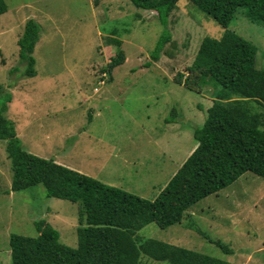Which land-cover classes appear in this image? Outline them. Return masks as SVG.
<instances>
[{
    "label": "rangeland",
    "instance_id": "rangeland-1",
    "mask_svg": "<svg viewBox=\"0 0 264 264\" xmlns=\"http://www.w3.org/2000/svg\"><path fill=\"white\" fill-rule=\"evenodd\" d=\"M5 2L0 84L11 93L5 116L23 148L154 199L195 148L193 130L213 104L209 86L196 93L176 83L175 76L186 75L201 40L219 38L223 28L188 0H176L168 17L171 39L153 61L150 52L164 27L155 11L138 9L130 0ZM244 10L238 9L228 29L257 46L256 66L264 69V25L248 20ZM28 19L41 28L33 51L34 77L19 75L23 64L17 41ZM118 49L123 63L104 72ZM252 105L264 129V112ZM170 115L174 122L166 123ZM11 178L0 140V264H12L9 235L36 236L34 221L39 219L58 230L61 243L76 247L77 204L47 197L41 184L11 191ZM136 235L233 264H264V179L245 172L191 206L179 223L160 228L150 222ZM138 264L169 263L141 255Z\"/></svg>",
    "mask_w": 264,
    "mask_h": 264
},
{
    "label": "trees",
    "instance_id": "trees-1",
    "mask_svg": "<svg viewBox=\"0 0 264 264\" xmlns=\"http://www.w3.org/2000/svg\"><path fill=\"white\" fill-rule=\"evenodd\" d=\"M223 28L219 38L205 36L187 73H178L175 82L202 93L211 89L213 104L201 126L195 127L196 146L154 199H146L105 184L91 176L26 151L12 120L5 116L11 93L0 84V140L12 171L11 191H23L41 184L47 197L66 199L78 206L80 226L77 246L65 245L59 232L45 219L34 221L36 236L9 235L12 264H138L141 255L169 264H233L198 251L176 246L136 233L150 222L160 228L179 223L186 211L201 199L229 186L245 172L264 179V69L257 68V46L228 29L239 8L253 23L264 25V0H188ZM138 9L155 11L164 27L151 58L158 61L171 39L168 17L176 0H130ZM7 10L0 0V14ZM40 25L28 19L17 43L23 64L19 75H36L33 51ZM120 45L118 39H114ZM117 54L103 68L122 64ZM16 69V68H15ZM12 70V69H11ZM167 117L166 123L174 122ZM222 251L232 253L216 242Z\"/></svg>",
    "mask_w": 264,
    "mask_h": 264
},
{
    "label": "crops",
    "instance_id": "crops-1",
    "mask_svg": "<svg viewBox=\"0 0 264 264\" xmlns=\"http://www.w3.org/2000/svg\"><path fill=\"white\" fill-rule=\"evenodd\" d=\"M84 132H85V131H84ZM84 132H83V133H84ZM195 146H196V145H195ZM193 149H194V148H193ZM193 149H192V150H193ZM192 150H190L189 153H191ZM188 155H189V154H188ZM187 157H188V156H187ZM187 157H186V158H187ZM60 164H61V162H60ZM62 165L66 166V165H70V164H68V163H64V164H62ZM66 167H68V166H66ZM70 167H71V166H69V168H70ZM79 172H80V171H79ZM81 173H82V172H81Z\"/></svg>",
    "mask_w": 264,
    "mask_h": 264
}]
</instances>
